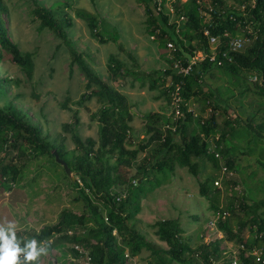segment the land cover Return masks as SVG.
<instances>
[{
	"label": "trees",
	"instance_id": "obj_1",
	"mask_svg": "<svg viewBox=\"0 0 264 264\" xmlns=\"http://www.w3.org/2000/svg\"><path fill=\"white\" fill-rule=\"evenodd\" d=\"M143 1L146 33L157 41L162 52H167L162 55L166 66L162 70L145 71L128 53V66L109 54L105 61L108 83L87 64L83 53L68 38L67 29L73 20L66 11V7H70L67 1L45 6L31 0L30 20L37 23L38 31L47 30L57 40V45L66 50L69 71L74 67L81 74L83 91L73 104L84 106L85 102L93 100L96 108L89 113V119L95 121L97 127L95 138L82 139L77 130V110L69 109V121L60 125L61 131L69 134L72 148H68L61 135L56 144L48 141L12 103L0 105V196L13 191L30 163L47 157L51 165L60 168V180L63 179L75 192L72 202H80L79 211L63 208L54 222L43 224L36 231L17 230V238H35L51 245V250L69 244L67 251L75 257L77 253L71 245L78 244L87 250L93 264H127L125 252L132 259L141 251L147 252V264H215L225 258L226 252L227 264H230V252L219 247L222 239L235 248V264H264V177L254 182H251L254 178H248L243 182V194L236 205L241 212L239 216L233 211L231 194L224 195L223 206L218 205L225 193L213 184L215 179L219 178L221 183L224 178L223 186L228 183L238 186L230 180L231 176L220 172V166L222 164L231 172L237 168L239 156L234 155L238 148L235 141L246 142L240 154L264 151L262 144L256 146L250 143L254 140L247 138L253 135L252 139L260 141L264 133L250 132L251 116L243 126L236 116L227 115L228 96L223 98L217 88H208L209 80L216 72L226 78L227 87L223 92L233 96L232 89L250 83V78L255 76L251 89L243 87L236 94L238 98L246 94L255 98L253 111L260 112L257 127L264 131V0H232L230 7H226L223 0H176L172 3L175 21L170 23L168 13L162 11V1L159 9L158 3L153 2L156 14L148 1ZM4 11V3L0 0V61L7 58L26 79H30L33 72L31 53L20 51L8 38L2 18ZM75 15L98 42L117 40L114 26L104 31L108 34L104 37L99 25L103 28L107 25L101 19L82 10H76ZM223 33L248 36L249 42L240 51L229 53L230 62L224 61L217 66L203 57L189 63L194 52L208 53L207 36L221 39ZM167 41L172 43L171 49L166 47ZM117 47L121 48V45L118 43ZM224 49L222 40L219 50ZM187 66L186 73L179 72V67ZM119 80L127 81L129 87L157 90L168 105L172 94L177 98L168 115L158 111L141 115L142 137L138 143L130 140L132 105L118 90L116 83ZM167 80L170 84L165 86ZM9 83L17 84L16 80L0 77V100L3 86ZM195 100L207 109L203 118L187 110V104ZM66 103L67 98L60 106L66 108ZM175 107L178 115H174ZM209 137L219 159L207 151L206 139ZM52 150L66 163L73 174L72 179L55 162ZM138 153H141L139 158ZM204 161L212 167L209 174L204 172ZM257 163L264 166L260 161ZM128 168H133V176L127 175ZM176 168L203 175L198 182L199 196L208 202L212 213H226L223 219L218 218L215 222L221 233L220 239L200 241L192 247L188 238L182 235L184 231L179 221L163 218L147 225L157 240L164 243L165 247H160L146 241L134 227L131 221L140 209V199L167 183ZM119 187L122 189L116 190ZM259 193L262 196L259 197ZM245 229L247 236L242 235Z\"/></svg>",
	"mask_w": 264,
	"mask_h": 264
},
{
	"label": "rangeland",
	"instance_id": "obj_2",
	"mask_svg": "<svg viewBox=\"0 0 264 264\" xmlns=\"http://www.w3.org/2000/svg\"><path fill=\"white\" fill-rule=\"evenodd\" d=\"M5 11L2 14L6 33L8 38L22 52H30L33 62V72L30 79H26L18 67L10 63L7 58L0 61V77H8L16 80L17 84H5L0 105L7 102L12 103L17 109L21 110L28 121L37 126L41 133L47 137L52 144H56L63 136V142L68 148H72L69 134L60 129L63 122L69 121L70 110L76 109L79 118L77 127L79 136L83 139L87 136L96 137L95 121L89 119V113L94 111L96 104L93 100L84 103V106L73 104L83 91V79L74 67H68V55L62 46L57 45V40L45 29L38 31L37 23L30 20L28 10L31 6V0H2ZM38 3L49 6L55 2L64 0H37ZM70 7L66 11L73 20L72 26L67 29V36L72 45L81 51L87 64L106 82L110 83L105 67L106 57L112 54L124 65L130 64L126 54H130L138 63L142 70H162L166 66L162 52L151 36L146 33L144 24V1L143 0H66ZM154 14L160 8L159 2L162 1V11L168 13V22L175 21L173 15L172 3L176 0H147ZM183 1V0H180ZM226 7L233 6L232 0H223ZM156 2L157 9L153 6ZM76 10H82L91 13L101 19L105 28L100 24V31L106 37V29L114 26L117 33L115 42H98L92 38L84 22L75 15ZM202 13V12H201ZM206 17V16H204ZM110 35V34H109ZM121 48L117 47V44ZM251 81H253L250 78ZM122 81V82H121ZM251 81L248 84H242L238 89H232L233 96L223 92L227 87L226 78L215 72V77L209 80L208 88L213 90L217 88L221 97H227L226 114L231 118L237 117L239 123L243 126L251 116L250 132H256L262 135L257 127V116L260 112L253 111L255 108V98L251 94L237 97V91L240 88L247 87L251 89ZM257 82V81H256ZM118 90L123 93L128 102L132 105V119L130 121L131 131L130 140L138 143L142 137L141 115L148 111H158L166 115L172 112L175 105L174 95H171L170 104H166L163 97L158 95L157 90H148L146 88L129 87L128 82L124 80L117 81ZM115 84V86H116ZM170 81L167 80L164 85L167 86ZM236 97V99H235ZM67 98L66 108H62L60 103ZM201 105L202 107L200 108ZM187 110L204 117L207 109L203 103L197 100L187 104ZM222 118H218L221 126ZM256 136V134H254ZM253 135H248V140L256 146H264V136L261 140L252 139ZM234 142V141H233ZM238 148L234 155L238 166L233 170L230 180L235 181L238 186L231 184L222 185L223 191L218 205L223 206L226 202L224 195L231 194L234 198V213L238 216L237 203L239 196L243 194L245 179H256L264 177V166L258 165L257 161L264 163V151L254 150L250 154H240L245 148L246 142L235 141ZM128 145V144H127ZM133 147V146H131ZM141 156L138 153L137 158ZM38 167V165H40ZM204 172L211 173L212 167L209 162L204 161ZM55 172V174L53 173ZM253 173V174H252ZM133 168L127 169V175L133 176ZM71 177L73 174L70 173ZM32 178V179H31ZM203 175H193L184 168H176L169 181L150 192L140 199V209L135 214L133 222L137 231L142 234L144 239L150 243L165 247L163 242L157 240L152 230L147 226L157 219L176 218L183 228V236L187 237L192 247L200 241L220 239L221 233L208 226V220L212 214L208 202L198 194V182ZM31 179V180H30ZM61 179L60 168L51 165L49 158L44 157L37 162L30 163L23 171L21 180L13 186V191L4 192L0 196V226H7L9 222L14 223L17 230H26L27 232L38 230L43 224L52 223L56 220L61 209L80 210V202H72L76 195L74 191ZM60 180V181H58ZM249 182V183H251ZM248 183V182H247ZM216 187V186H214ZM122 187L116 190H121ZM239 190V191H238ZM258 196H262L260 193ZM255 197V196H254ZM74 203V204H73ZM229 216L231 213L228 212ZM207 224V226H206ZM234 227V221L231 222ZM79 229V228H78ZM201 235V237H200ZM243 236L248 235L245 229ZM201 238V240H200ZM69 244L64 247H57L50 250V255L41 257L40 264H81L77 256H73L67 251ZM219 247L227 249L230 255H235V248L225 244L220 239ZM224 259H219L215 264H227L226 255ZM148 256L146 251H141L138 255L127 260V264H147Z\"/></svg>",
	"mask_w": 264,
	"mask_h": 264
},
{
	"label": "built area",
	"instance_id": "obj_3",
	"mask_svg": "<svg viewBox=\"0 0 264 264\" xmlns=\"http://www.w3.org/2000/svg\"><path fill=\"white\" fill-rule=\"evenodd\" d=\"M180 19L182 17H179ZM204 34H206V31L203 32ZM223 38H219V37H214V36H207V44H208V53H203L201 51H196L193 53V55L190 57L189 59V63H193L194 61H198L200 59H202L203 57H207L208 61L215 64V65H221L224 61L226 62H230L231 61V56L229 55V53L231 52H237L240 51L248 42H249V37L248 36H244V35H229L228 33H223L222 34ZM224 40V46L225 49L223 51L219 50V46H220V42ZM166 47L168 49L172 48V43L170 41L166 42ZM175 65V64H174ZM187 67H179V72L182 73H186L187 72ZM252 80H255V76L251 77ZM174 101H177V98L174 97ZM179 112L177 110V108H174V115H178ZM207 142V151L212 153L214 155V157L219 159V154L214 151L213 148V142L211 140V138H207L206 139ZM220 172L223 174H225L227 177L232 176V172L227 170L225 168V166H223L221 164L220 166ZM219 178L215 179L213 181V184L216 187H220V182H219ZM225 212L222 211L221 213L219 212H215L212 213L209 220H208V227L210 228H214L215 227V222L218 218L223 219L225 217ZM114 232V230L112 231ZM71 247L74 249V251L77 253V258L79 259V262L81 264H93L90 260V256L88 255V252L86 249H84L82 246L78 245V244H73L71 245ZM232 256V255H231ZM124 257L127 260H131V258L127 255V253H124ZM230 264H235V257L234 255L231 257V261Z\"/></svg>",
	"mask_w": 264,
	"mask_h": 264
},
{
	"label": "clouds",
	"instance_id": "obj_4",
	"mask_svg": "<svg viewBox=\"0 0 264 264\" xmlns=\"http://www.w3.org/2000/svg\"><path fill=\"white\" fill-rule=\"evenodd\" d=\"M50 250L51 245L35 238L18 239L14 223L0 226V264H40Z\"/></svg>",
	"mask_w": 264,
	"mask_h": 264
},
{
	"label": "water",
	"instance_id": "obj_5",
	"mask_svg": "<svg viewBox=\"0 0 264 264\" xmlns=\"http://www.w3.org/2000/svg\"><path fill=\"white\" fill-rule=\"evenodd\" d=\"M52 154H53V157H54L55 162H57L59 165H61V167L63 168V170H64V172H65V174H66L67 176L71 177V175H70V170H69V168L67 167L66 163H65L62 159H60V158L58 157V155H57V153L55 152V150H52ZM71 179H72V177H71Z\"/></svg>",
	"mask_w": 264,
	"mask_h": 264
}]
</instances>
